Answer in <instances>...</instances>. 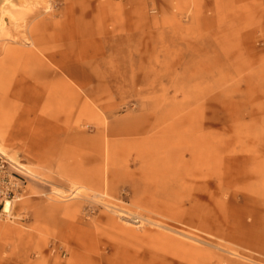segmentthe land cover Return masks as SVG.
<instances>
[{"label": "rangeland", "instance_id": "rangeland-1", "mask_svg": "<svg viewBox=\"0 0 264 264\" xmlns=\"http://www.w3.org/2000/svg\"><path fill=\"white\" fill-rule=\"evenodd\" d=\"M34 1L0 29V142L34 174L0 155V264H264V0Z\"/></svg>", "mask_w": 264, "mask_h": 264}, {"label": "bare ground", "instance_id": "bare-ground-1", "mask_svg": "<svg viewBox=\"0 0 264 264\" xmlns=\"http://www.w3.org/2000/svg\"><path fill=\"white\" fill-rule=\"evenodd\" d=\"M36 1V0H35ZM34 1V2H35ZM44 8L47 9L48 8V5H47V1L44 2ZM12 5V0H0V29L3 28L4 26V17H2V14L7 10V8L9 6ZM17 154V153H16ZM0 155L2 157H5L7 160H9L11 163L15 164V166L25 172V173H31V171L27 168H29L27 165L21 163L18 161L17 159V155L16 157L15 156H12V155H9L4 146L1 144L0 142ZM14 155V154H13ZM32 174V173H31ZM69 183H70V188H69V191L67 193H63L64 191L60 190V189H53L52 190V194H54L55 196H57L61 201H67V200H70V199H73L75 197H77L78 195L80 196L81 194V190L83 189V186L81 184H79L78 182L74 181V180H67ZM68 189V188H67ZM95 195V198L96 199H99L101 200L102 198V195L98 194V193H93ZM78 198V197H77ZM102 203H105L101 200ZM100 202V203H101ZM10 204V203H9ZM107 208H109V210H111L112 212H121L122 214H124L126 217L130 218L128 220L130 221H133V223H140V224H143L144 221L146 219H144L143 217L137 215V214H132L130 212H127L123 209H120V208H117V206H112L110 204L106 205ZM8 209V205L6 203V207ZM8 211V210H7ZM9 214V213H7ZM141 215V214H140ZM7 217V216H6ZM149 220V219H148ZM147 221V220H146ZM155 226H158V224L156 223H153ZM160 225V224H159ZM163 227V226H162Z\"/></svg>", "mask_w": 264, "mask_h": 264}, {"label": "crops", "instance_id": "crops-1", "mask_svg": "<svg viewBox=\"0 0 264 264\" xmlns=\"http://www.w3.org/2000/svg\"><path fill=\"white\" fill-rule=\"evenodd\" d=\"M160 75H163V74H160ZM126 78V77H125ZM128 79H130V77H127ZM132 79H134V77H132ZM157 79V78H156ZM171 79H174V77L173 78H171ZM20 128V127H19ZM21 129V128H20ZM43 134V133H42ZM51 136H53V137H56L57 139H58V137L61 135V134H58L57 132H52L51 131ZM29 136V135H28ZM56 141V142H55ZM52 142V141H51ZM50 142V143H51ZM57 144V140H53V142H52V144ZM32 143H31V141H30V139H29V142H28V148H29V150H31L32 151V149H33V147H32V145H31ZM106 149L108 150V152L106 153ZM91 152H90V155H91V157L93 158V159H99V158H104V156H106V158H107V160H112V158H113V155L115 154V156H116V152H113L112 150H111V147L109 146H103V148L101 147H99V146H93L91 149ZM78 149H75V151H74V157L73 158H75V159H79L80 161H83V159H84V153H83V149L81 148V149H79V151H80V153L78 154ZM52 153H53V151H52ZM55 153H57V151H55ZM58 153H60V155H58V157H55V158H58V159H62L63 157H62V155H61V150L59 149L58 150ZM35 158H49L48 156H46V155H44V156H36ZM51 158H53L52 156H51ZM60 174H66V172L64 173V172H61ZM30 175H34L33 173L32 174H30ZM65 176H67V180H74V181H76V182H78L79 184H81L82 186H83V188L84 187H86V188H89V189H91L88 185H86L84 182H80L79 180H78V178H76V177H73L72 175H68V174H66ZM7 230H9L8 229V227L6 228V226L5 225H0V231L1 232H3V231H7Z\"/></svg>", "mask_w": 264, "mask_h": 264}, {"label": "built area", "instance_id": "built-area-1", "mask_svg": "<svg viewBox=\"0 0 264 264\" xmlns=\"http://www.w3.org/2000/svg\"><path fill=\"white\" fill-rule=\"evenodd\" d=\"M16 185L15 180L8 176L4 165L0 162V218L7 216L8 211L5 207L9 199H15V196L19 195L15 194Z\"/></svg>", "mask_w": 264, "mask_h": 264}]
</instances>
